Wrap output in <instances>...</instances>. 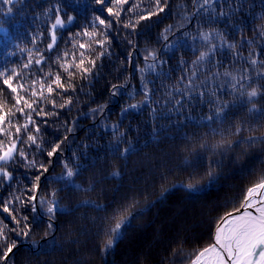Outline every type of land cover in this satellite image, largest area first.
Returning <instances> with one entry per match:
<instances>
[{"label": "trees", "instance_id": "obj_1", "mask_svg": "<svg viewBox=\"0 0 264 264\" xmlns=\"http://www.w3.org/2000/svg\"><path fill=\"white\" fill-rule=\"evenodd\" d=\"M57 2L13 0L8 5L0 0V22L7 28V33L0 29V70L22 66L28 61L30 52L34 55L39 51L46 60L41 65L33 63L24 69L25 77L29 80L44 77L47 81L54 78L56 72H61L62 80L67 84V73L54 61L65 51L69 53L67 59L71 60L73 53L79 59L80 52L84 51L87 59L89 55L95 57L101 50L95 44L91 52L79 49L80 43L91 41L88 37L75 35L89 25L93 15L113 21L111 28L106 30L110 43L105 45L107 54L97 59L96 68L87 79L79 75L75 77V91L69 89L63 93L58 90L60 94H51L49 100L55 99L56 107L47 101L39 104L37 111L43 109V113L49 115L33 113L34 124H30L29 128L40 127V132L34 133L38 137L36 145H22L27 160L17 155L14 162L8 164L9 171L13 173L11 180L0 177V204L13 196L23 197L25 194L51 200L55 192L60 205L46 245L32 243L43 242L47 230L45 220L41 228L33 230L28 243L22 242L13 250L6 264H189L196 251L212 242V231L219 219L234 207H240L246 188L264 170V144H241L239 147L234 144L226 154L221 155L218 151L215 156L199 147L205 140L211 145L221 139L219 135L211 134L205 126L208 122L204 117L210 115L211 110L222 101L232 107L223 125L216 122L212 127L229 128L235 123L248 121L255 132L245 131L243 136L264 133V121H257L248 113L247 97L241 101L231 94L228 84L232 77L224 75L227 72L239 78L246 73L252 77L247 82L252 87L264 85V79L256 76L264 68V36L259 34L260 26L264 25V0H213L216 12L223 3L224 10L229 13L227 16H214L212 8L204 11L200 8L203 0H198L195 5L192 0H167L163 12L151 20L142 21L134 30L123 27L129 16L136 19L127 9L136 3L140 5L136 11L141 12V9L150 7V0H129L123 6L119 23L98 7L90 8L87 18L81 13L72 25L58 29L57 45L49 51L46 48L48 29L54 22V15L47 9L53 7L54 11ZM106 6L114 7L111 3ZM9 7L13 11L5 15ZM232 9H237L234 14ZM170 25L171 32L167 33L169 40L175 39L173 33H176L186 41L185 46L179 50H168L166 55L161 53L160 58L168 62L158 65L156 71L148 70L142 74L139 69L152 63L149 52L160 53L163 48V30ZM211 29L223 33L235 47H217L214 54L206 57L195 69L197 76L193 80L196 87L189 93L184 89L194 70L192 61L200 52H207L211 45L219 44L215 33L209 41H204L200 35ZM89 30L93 29L90 27ZM185 32L187 35H184ZM145 57L148 59L145 60ZM252 59L257 63L252 64ZM180 60L185 63L180 64ZM49 71L53 76L45 77L44 74ZM142 75L149 88L156 89L151 102L139 110L121 114L126 104L144 99L140 92ZM181 76L185 79L179 82ZM114 84L125 85L116 97L111 95ZM28 86L25 82V87ZM36 87L38 89L39 85ZM177 88L184 91L177 92ZM129 92L137 93L134 99L128 98ZM7 95L3 93L0 99ZM21 95L24 93L21 92ZM45 95H48L46 88ZM26 98L31 99L30 95ZM69 98L71 104L60 108L59 105ZM254 100L258 106L264 105V97ZM7 104L11 107L12 99H7ZM100 106H104L103 110H99ZM17 122L23 124L24 117L18 114L12 123L15 125ZM113 126H116L115 129ZM157 126H163L164 130L157 133L154 131ZM69 127L74 131L66 132ZM65 136L67 141L61 145L59 155L47 157L52 144L59 143ZM117 137H120L122 146H127L124 141L133 145L126 156L113 154L110 150L117 143ZM229 138L233 141L239 139L238 136ZM0 139L4 137L0 136ZM196 152L208 161L224 160L222 168L213 166L221 173L218 182L211 189L199 193L172 188L173 184L186 180L192 169L185 170L183 161ZM32 160L35 166L30 164ZM64 162L71 167L82 165L85 170L83 175L76 177L77 183L87 187L89 183L98 181L95 190L74 193L71 197L66 195V191H60L63 182L51 177L63 173ZM41 163L49 169L43 175L39 167ZM208 167V163L202 161L197 175L188 182L207 183L204 173ZM116 170L120 175L112 178ZM38 175L41 176L38 190L32 192ZM84 200L106 204L108 209L98 210L87 205L76 207ZM133 200L139 203L132 210L143 211L134 216L131 226L125 229L123 238L114 248L101 251L108 239L103 229L114 223L104 218L112 215L114 207ZM11 207L21 208V205L16 201ZM21 212L30 217L32 215L30 206L21 208ZM0 220L9 227L13 226L14 222L2 207Z\"/></svg>", "mask_w": 264, "mask_h": 264}, {"label": "snow or ice", "instance_id": "obj_2", "mask_svg": "<svg viewBox=\"0 0 264 264\" xmlns=\"http://www.w3.org/2000/svg\"><path fill=\"white\" fill-rule=\"evenodd\" d=\"M193 4H197L198 0H192ZM4 4L11 5L13 0H3ZM111 3L114 7H108L106 4ZM129 0H58V2L53 7H49L47 11L53 12L54 22L51 23L48 29L49 42L46 45L47 50L51 51L57 45L59 39L58 29H64L67 25H72L77 21L78 15L83 13L85 18H87L88 10L90 8L95 9L98 7L101 11L106 12L108 17H115L117 23L120 22L121 13L123 11V6L128 4ZM167 0H164L162 5V0H150V7L147 9H141V12L136 10L140 7L139 4L133 3L130 8L127 9L129 13L136 16L134 20L132 16L123 23V27L132 28L133 30L142 21L151 20L153 16H157L159 13L165 10ZM200 8L204 11H208L212 8L214 16H227L228 12L224 10V4L221 3L219 6V11L216 12L213 0H203L200 4ZM237 9H232V13ZM13 9L9 7L5 15L11 14ZM142 13V14H141ZM199 9H197V14ZM213 19V17H210ZM113 21L111 19L102 18L100 15H93L92 20L89 21V25L83 27L80 32L76 33L77 36L88 37L91 41L90 43H80L78 48L81 50H86L91 52L93 44L100 46V51L95 54V57L89 55L87 59L85 58V52L81 51L77 59L76 54L73 53L71 60L67 59L69 53L65 51L63 56H57L55 63L59 64V67L67 73L66 80L67 84L62 80V73L56 72L54 78L45 80L44 77H37L35 79H28L25 77L24 69H28L33 63L35 65H41L46 57L39 51L34 55L29 53V58L26 63L22 66L4 67L0 70V95L7 93L8 95L3 99H0V136L4 139H0V177L3 180H11L13 173L9 171L8 164L14 162L16 156L27 160L25 149L22 147L24 144L36 145L38 140L37 135L34 133L40 132V127L35 126L34 130L29 128L30 124H34L33 113L36 115H49V113H43V109L37 111L39 104L41 102H50L53 107H56L55 99L49 100V97L54 92L58 93V90H62L63 93H67L69 89L75 91V84L73 83L75 77L79 75L82 79H87L96 68L97 59L106 55L105 45L110 43V38L107 35V29H110ZM103 26V30H101ZM93 30L90 31L89 28ZM172 26L166 27L163 31V40L165 44L160 50L149 52V56L152 58V63L146 65V68H140L139 71L143 74L145 71L151 70L156 71L158 65H163L168 61L162 60L160 54H167L168 50H179L184 47L186 41L176 34L173 33L175 39L169 40V35L167 33L171 32ZM260 35L264 36V25L260 26ZM0 29H4L7 33V28L3 22H0ZM212 33H215V37L219 39V44H213L208 48L207 52H200L199 56L192 61L194 70L191 76L187 79L185 84V89L189 93L195 90V84L193 78L197 76V71L195 70L206 57L210 54H214L217 47L223 48L227 46L229 49L235 47L233 43L228 42L223 33L217 29H211L209 32H201L204 41H209L212 38ZM42 35V34H41ZM71 35V34H70ZM184 35H187L185 32ZM7 38V35L6 37ZM36 37L33 36V41ZM175 54V52H173ZM148 57H145L147 60ZM171 59V56L168 57ZM180 64H184L185 61L180 60ZM252 64H256L255 59L251 60ZM43 71V69H40ZM32 75H35L33 73ZM218 75V74H217ZM225 76L232 77L228 87L231 90V94L237 99L243 101L247 97V111L249 114L253 115L257 121H264V105L258 106L254 98L264 97V85L259 87H252L250 83H247L252 79L248 74H241L239 78L232 76L231 73H225ZM45 77L53 76L51 71L44 74ZM258 79H264V68L256 73ZM185 77L181 76L180 81H184ZM25 82L28 83V87H25ZM37 85L39 88L37 89ZM125 87V85H112L111 95L116 97L120 95L119 90ZM223 87V85H221ZM45 88L48 95H45ZM180 88H177V92H182ZM156 89L149 88L148 83L145 82L143 75L141 76V89L140 92L143 94L144 99L136 103H128L125 107L121 109V114L127 113L130 110H139L144 105L151 102V97L155 93ZM21 92L24 95H21ZM60 94V93H58ZM135 92H129L128 98L134 99ZM30 95L31 99H28ZM203 95V93H201ZM12 99L13 104L11 107L7 104V99ZM61 98L63 96L61 95ZM71 98L65 100L64 103L60 104V108L66 107V105L71 104ZM179 104V101H177ZM104 106H100L99 110H103ZM232 105L228 102H220L219 106L211 110V114L204 117L208 123L205 125L209 128L211 134L219 135L221 139L216 143L209 145L205 140L199 145L201 149L205 151H211L215 156L219 151L221 155L226 154L230 151L235 144L239 147L241 144H246L249 146L255 145L256 143L264 144V133L260 135L250 134L248 136H243L242 133L248 131L249 133H254V126L248 121H241L239 123L233 124L229 128L224 127H212L216 122H220L223 125L224 121L227 119L229 110ZM96 111V110H93ZM22 115L24 117V123L20 124L17 122L13 125L12 121L17 118V115ZM55 114V113H51ZM247 125V127H246ZM116 126H113L115 129ZM163 126H157L154 131L159 133L163 131ZM66 132L74 131L73 128L69 127L65 129ZM185 136L187 134H184ZM238 136L239 139L233 141L229 137ZM7 141V143H6ZM67 141V136L59 143H54L51 149L47 151V157L58 156L61 151V145ZM127 146H122L120 137H117V143L113 144L110 148L113 154H119L121 156H126L133 148L130 141H124ZM21 145V146H18ZM39 147V145H37ZM235 159V158H234ZM202 161H206L209 167L207 168L204 175L207 176V183H191V181L197 175V169L200 167ZM51 163V161H49ZM32 166H35V161H30ZM94 167V165H91ZM222 168L224 166L223 159H212L210 161L206 160V157L201 153L196 152L191 158H185L182 167L187 170L191 168L192 171L186 177L185 181H180L172 185V188H183L186 191L192 193H199L206 189H211L214 184L219 180L221 173L215 171V167ZM42 169L41 175L48 172V167L44 164L39 165ZM63 173L58 176H53L51 179L56 181H62L63 187L60 191H66V195L71 197L74 193L78 192H88L95 190L96 183H89L85 187L81 183H77L76 177L83 175L84 167L77 164L76 167L69 166V163H63ZM243 170V169H242ZM249 171H252L249 169ZM120 175L119 170L112 173V178H116ZM107 178V177H105ZM41 176L35 177V181L32 185V192L38 190V182ZM16 201H19L21 208H28L30 206L31 217L29 215H23L21 208L11 207ZM139 203L136 200L131 202H124L121 205L114 207L112 210V215L107 216L104 219L114 221L113 224L105 227L103 231L108 236V239L104 242L101 251L106 252L109 249L114 248L115 244L123 238L125 229L131 226V221L135 215H138L143 209L133 211L134 205ZM47 205L46 209L44 205ZM39 205V210H38ZM91 206L96 209L103 208L108 209V205H101L93 200H84L77 203L76 207L80 206ZM4 213H8L11 217V221L14 222L12 227H9L3 220H0V264H6L7 260L10 259V254L13 250L18 248V246L24 242L28 243V238L34 229H39L42 224L47 223V230L44 232L43 242L35 241L32 242L35 245L42 246L46 245L47 238L53 230V220L57 209L60 208L59 200L56 198V193H52V199L46 200L40 198L37 195H27L23 197L13 196L10 200H5L0 204ZM61 211H66L61 209ZM42 213L44 215L42 216ZM190 264H264V170L260 172L256 180L248 186L243 194V198L240 201V207H234L232 211L225 213L221 217V222L215 227L214 234L212 237V242L207 246L199 249L190 258Z\"/></svg>", "mask_w": 264, "mask_h": 264}, {"label": "water", "instance_id": "obj_3", "mask_svg": "<svg viewBox=\"0 0 264 264\" xmlns=\"http://www.w3.org/2000/svg\"><path fill=\"white\" fill-rule=\"evenodd\" d=\"M220 222H221V218H220L219 221L216 223V226H217ZM216 226H215V227H216ZM215 227H214V229H213V231H212V237H213V234H214Z\"/></svg>", "mask_w": 264, "mask_h": 264}, {"label": "rangeland", "instance_id": "obj_4", "mask_svg": "<svg viewBox=\"0 0 264 264\" xmlns=\"http://www.w3.org/2000/svg\"><path fill=\"white\" fill-rule=\"evenodd\" d=\"M216 226V225H215ZM190 264V263H189Z\"/></svg>", "mask_w": 264, "mask_h": 264}]
</instances>
